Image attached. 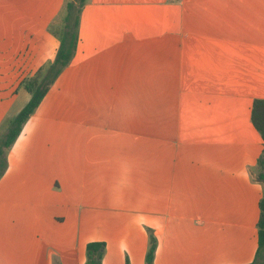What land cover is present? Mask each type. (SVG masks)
<instances>
[{
	"label": "crops",
	"instance_id": "0c3cea01",
	"mask_svg": "<svg viewBox=\"0 0 264 264\" xmlns=\"http://www.w3.org/2000/svg\"><path fill=\"white\" fill-rule=\"evenodd\" d=\"M65 0H0V128L55 58ZM72 62L8 152L0 264H251L264 0H88Z\"/></svg>",
	"mask_w": 264,
	"mask_h": 264
},
{
	"label": "trees",
	"instance_id": "16d2710c",
	"mask_svg": "<svg viewBox=\"0 0 264 264\" xmlns=\"http://www.w3.org/2000/svg\"><path fill=\"white\" fill-rule=\"evenodd\" d=\"M88 0H65L61 12L57 16L48 31L59 41L56 56L53 60L40 66L29 78L22 82V86L31 94V98L18 115L13 119H6L0 128V179L8 167L7 155L17 138L20 136L25 124L36 112L42 100L55 83L60 74L72 62L77 52L79 43V27L81 12ZM251 120L255 128L262 136L264 142V99H256L253 102ZM258 172L255 180L264 183V150L251 173ZM258 248L254 261L251 264H264V184L263 197L260 201V218L257 224ZM149 234V246L145 264H153L157 248V239L154 232L147 230ZM105 253L104 242H90L86 246L85 264H102Z\"/></svg>",
	"mask_w": 264,
	"mask_h": 264
},
{
	"label": "rangeland",
	"instance_id": "374dc122",
	"mask_svg": "<svg viewBox=\"0 0 264 264\" xmlns=\"http://www.w3.org/2000/svg\"><path fill=\"white\" fill-rule=\"evenodd\" d=\"M253 176H254L255 179L258 178V172L255 171L254 174H253Z\"/></svg>",
	"mask_w": 264,
	"mask_h": 264
}]
</instances>
